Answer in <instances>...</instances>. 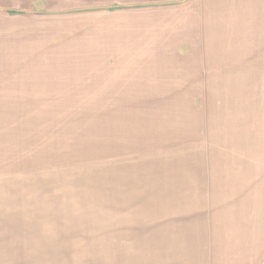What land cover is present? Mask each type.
Masks as SVG:
<instances>
[{
    "label": "rangeland",
    "instance_id": "obj_1",
    "mask_svg": "<svg viewBox=\"0 0 264 264\" xmlns=\"http://www.w3.org/2000/svg\"><path fill=\"white\" fill-rule=\"evenodd\" d=\"M183 1L0 0V264L197 258L208 171L264 143L262 72L152 38Z\"/></svg>",
    "mask_w": 264,
    "mask_h": 264
},
{
    "label": "crops",
    "instance_id": "obj_2",
    "mask_svg": "<svg viewBox=\"0 0 264 264\" xmlns=\"http://www.w3.org/2000/svg\"><path fill=\"white\" fill-rule=\"evenodd\" d=\"M183 2V6L168 10L169 16L163 18V24L165 21L169 25L168 32L152 38L166 40V45L182 46L191 56L189 61L195 63L197 47L224 46L226 55H240L243 71L262 72L256 84L257 110L254 104L256 111L251 113L257 115L259 122L264 120V0ZM166 18L171 19L166 22ZM243 75L244 86L250 87L254 82H246V74ZM245 102L243 99V108ZM257 147V153H253L256 158L226 159L220 175L208 171L213 205L205 213L208 217L197 221V258L192 256L190 264H264V143ZM222 178L225 186L219 185ZM168 259L159 261L169 264ZM182 263L179 260L178 264Z\"/></svg>",
    "mask_w": 264,
    "mask_h": 264
}]
</instances>
